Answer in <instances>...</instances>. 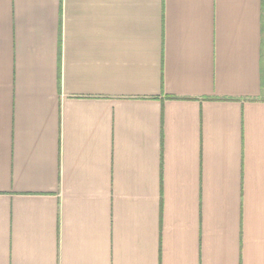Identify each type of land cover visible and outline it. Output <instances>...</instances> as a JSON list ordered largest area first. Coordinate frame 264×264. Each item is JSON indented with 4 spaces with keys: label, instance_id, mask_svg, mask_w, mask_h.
Returning <instances> with one entry per match:
<instances>
[{
    "label": "crops",
    "instance_id": "crops-1",
    "mask_svg": "<svg viewBox=\"0 0 264 264\" xmlns=\"http://www.w3.org/2000/svg\"><path fill=\"white\" fill-rule=\"evenodd\" d=\"M0 264H264V0H0Z\"/></svg>",
    "mask_w": 264,
    "mask_h": 264
}]
</instances>
